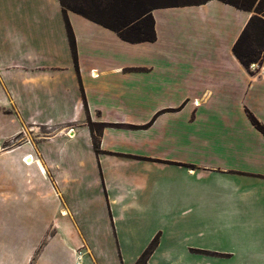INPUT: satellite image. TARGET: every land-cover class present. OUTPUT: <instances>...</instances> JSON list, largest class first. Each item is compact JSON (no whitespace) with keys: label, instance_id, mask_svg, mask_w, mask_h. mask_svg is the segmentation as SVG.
I'll return each instance as SVG.
<instances>
[{"label":"crops","instance_id":"crops-1","mask_svg":"<svg viewBox=\"0 0 264 264\" xmlns=\"http://www.w3.org/2000/svg\"><path fill=\"white\" fill-rule=\"evenodd\" d=\"M152 14L130 42L67 10L77 69L61 0H0V264H134L156 236L149 264H264V59L234 52L253 13Z\"/></svg>","mask_w":264,"mask_h":264},{"label":"trees","instance_id":"trees-1","mask_svg":"<svg viewBox=\"0 0 264 264\" xmlns=\"http://www.w3.org/2000/svg\"><path fill=\"white\" fill-rule=\"evenodd\" d=\"M115 2L107 3L106 6L102 7L103 0H95L93 7L90 10H85L78 7H70L66 0H61L63 5L64 15L67 24V30L69 40L73 52V56L78 69V56H77V44L75 34L73 32L71 23L67 16V10H73L82 14L83 16L90 18L98 23H101L113 30H115L123 39L130 42H142V41H154L157 38L155 29V19L152 14V10L156 7H168V6H180L189 4H200L205 3L209 0H197V1H180V0H162L158 4L150 5L149 7L143 8L139 13L128 21L121 23L123 19L118 14V6L116 2L118 0H112ZM122 4L125 2H132L133 6H143L147 0H120ZM230 3L239 8L252 12V16L244 28L242 34L234 45V52L236 56L243 62L247 67H250L252 63H261L264 59V17L260 15V10L254 9V5L257 0H254L251 5H246L234 0H221ZM264 0H260L259 4L262 5ZM264 7V6H263ZM256 26H260L261 32L253 34V29ZM249 116L252 123L264 134V124L259 121L251 112ZM89 125L93 131L94 146L96 151L100 148V135L101 130L105 126L104 123L93 122L89 120ZM98 127V128H95ZM159 238L156 236L146 250L143 252L140 259L134 264H149L148 259L157 247Z\"/></svg>","mask_w":264,"mask_h":264},{"label":"rangeland","instance_id":"rangeland-1","mask_svg":"<svg viewBox=\"0 0 264 264\" xmlns=\"http://www.w3.org/2000/svg\"><path fill=\"white\" fill-rule=\"evenodd\" d=\"M67 3L69 4L70 7H78V8H82L85 10H90V8L93 7V3L95 0H66ZM162 0H147L146 3L141 7V6H136L134 7L132 4V2H125V4H122V2L120 0H118L116 2V5L118 6V8H116L118 10V14L121 16L120 19H123L121 21V23H124V21H128L130 19H133L138 13L139 11H141L143 8L149 7L150 5L153 4H158L160 3ZM180 1H197V0H180ZM234 1H238L240 3H244L246 5H251L252 2L254 0H234ZM104 3H102V7L106 6L107 3H112L115 1L112 0H103ZM260 0H257L255 5H254V9H258L260 10V15L264 17V3L259 4ZM261 32V28L260 26H256L253 29V34L255 33H259ZM57 125H46V130H40L39 131V135L38 138H43V137H48L51 136L52 134H54L56 131L61 132L60 134L63 135H70L69 130L63 131V129L65 130L66 128H63L61 130L55 129ZM98 128V127H95ZM74 129V128H73ZM74 131V130H73ZM26 163V162H25ZM35 259V258H34Z\"/></svg>","mask_w":264,"mask_h":264},{"label":"built area","instance_id":"built-area-1","mask_svg":"<svg viewBox=\"0 0 264 264\" xmlns=\"http://www.w3.org/2000/svg\"><path fill=\"white\" fill-rule=\"evenodd\" d=\"M74 129L73 128H71V129H69V132L71 133V131H73ZM26 158H27V156L26 157H24V161H26Z\"/></svg>","mask_w":264,"mask_h":264},{"label":"bare ground","instance_id":"bare-ground-1","mask_svg":"<svg viewBox=\"0 0 264 264\" xmlns=\"http://www.w3.org/2000/svg\"><path fill=\"white\" fill-rule=\"evenodd\" d=\"M32 160V157H29L27 160H28V162H31V160ZM26 163H27V161H25Z\"/></svg>","mask_w":264,"mask_h":264}]
</instances>
